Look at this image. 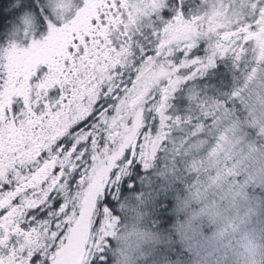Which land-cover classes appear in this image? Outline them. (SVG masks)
I'll return each instance as SVG.
<instances>
[{
	"label": "snow or ice",
	"instance_id": "6c2138e0",
	"mask_svg": "<svg viewBox=\"0 0 264 264\" xmlns=\"http://www.w3.org/2000/svg\"><path fill=\"white\" fill-rule=\"evenodd\" d=\"M0 264H264V0H0Z\"/></svg>",
	"mask_w": 264,
	"mask_h": 264
}]
</instances>
